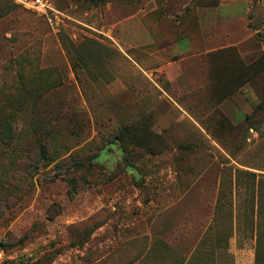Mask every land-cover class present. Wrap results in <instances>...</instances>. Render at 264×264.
<instances>
[{
  "label": "rangeland",
  "instance_id": "obj_1",
  "mask_svg": "<svg viewBox=\"0 0 264 264\" xmlns=\"http://www.w3.org/2000/svg\"><path fill=\"white\" fill-rule=\"evenodd\" d=\"M50 1L0 0L5 264H264V0Z\"/></svg>",
  "mask_w": 264,
  "mask_h": 264
},
{
  "label": "built area",
  "instance_id": "obj_2",
  "mask_svg": "<svg viewBox=\"0 0 264 264\" xmlns=\"http://www.w3.org/2000/svg\"><path fill=\"white\" fill-rule=\"evenodd\" d=\"M25 7L42 14H50L55 10L50 0H18ZM55 14V13H54ZM6 253L0 246V264H5Z\"/></svg>",
  "mask_w": 264,
  "mask_h": 264
},
{
  "label": "trees",
  "instance_id": "obj_3",
  "mask_svg": "<svg viewBox=\"0 0 264 264\" xmlns=\"http://www.w3.org/2000/svg\"><path fill=\"white\" fill-rule=\"evenodd\" d=\"M91 2H94V3H99V2H103V1H106V0H90ZM258 68V70H264V55H262L256 62H253L252 64H249V65H244L242 67V71L244 73H249L253 68ZM264 108V99L262 100V102L259 104V106L257 107V109L254 111V113L256 114V112L258 111H261L263 110ZM253 113V114H254ZM250 119V116H247L246 120H249ZM224 120V119H223ZM224 124H227V119H225L224 121H222ZM231 130H236L237 126L235 125H231L229 124ZM218 138V136H217ZM220 141V139H218ZM222 142V141H220ZM236 171L237 172H242V173H246L247 175H251V176H255V172H251L250 170H243V169H240L239 167L236 168Z\"/></svg>",
  "mask_w": 264,
  "mask_h": 264
}]
</instances>
